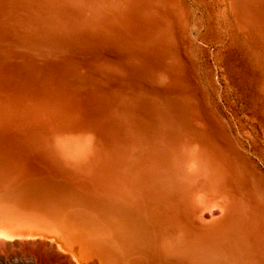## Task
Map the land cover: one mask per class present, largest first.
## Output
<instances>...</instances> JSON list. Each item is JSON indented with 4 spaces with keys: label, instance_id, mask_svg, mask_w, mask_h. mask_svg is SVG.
I'll return each mask as SVG.
<instances>
[{
    "label": "rangeland",
    "instance_id": "rangeland-1",
    "mask_svg": "<svg viewBox=\"0 0 264 264\" xmlns=\"http://www.w3.org/2000/svg\"><path fill=\"white\" fill-rule=\"evenodd\" d=\"M0 224L52 264H264V0H0Z\"/></svg>",
    "mask_w": 264,
    "mask_h": 264
},
{
    "label": "bare ground",
    "instance_id": "bare-ground-1",
    "mask_svg": "<svg viewBox=\"0 0 264 264\" xmlns=\"http://www.w3.org/2000/svg\"><path fill=\"white\" fill-rule=\"evenodd\" d=\"M191 167H193V166H191ZM186 169H190V168L187 167ZM214 176H215V174H214ZM216 189H217V187H216ZM217 191H216V193H217ZM223 194H225V193H223ZM208 196L210 197L209 194H208ZM215 196H217V195H215ZM229 196H230V194H229ZM204 197H206V195ZM204 197H203V199H204ZM215 199H212L213 202L215 201ZM226 199H227V197H226ZM209 200H210L209 203L212 202L211 199H209ZM200 204H203V202H201ZM207 212H208V210L206 211V213ZM208 215H209V217H211V214H208ZM201 216H203V215L201 214ZM42 240L45 241V239H41V240L36 239L35 240L34 238H31V235L29 233H25V230H24V232H20L16 228H11V227L8 228L7 226L0 224V258L1 259L3 258V260H4V259H8L9 257H15L16 258L18 256H24V257H27L29 259H33V260L36 259V262L38 261V262H40V264H52V260H51L52 258L50 256V252H49L50 250L48 249V248H50L48 246L49 243H47L45 241L47 243V244H45V243H43ZM45 245L48 246L47 249H46Z\"/></svg>",
    "mask_w": 264,
    "mask_h": 264
}]
</instances>
